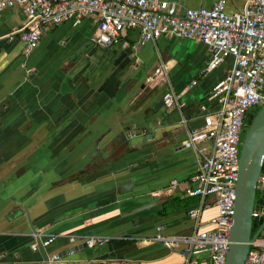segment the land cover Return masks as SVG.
<instances>
[{
	"label": "crops",
	"instance_id": "1",
	"mask_svg": "<svg viewBox=\"0 0 264 264\" xmlns=\"http://www.w3.org/2000/svg\"><path fill=\"white\" fill-rule=\"evenodd\" d=\"M164 1L183 10L216 0ZM242 5L224 0L227 13ZM16 9L0 12V264H42L31 245L48 236V259L59 255L49 264H183L150 238L158 225L164 235L191 230L198 198L183 190L196 156L179 121L201 126L222 67L202 74L205 45L181 37L140 45L126 30L95 47L93 16L44 28L24 56L8 38L23 20ZM161 63L166 73L154 75ZM169 86L179 111L162 103ZM215 211H202L201 228ZM90 236L101 240L88 247Z\"/></svg>",
	"mask_w": 264,
	"mask_h": 264
},
{
	"label": "built area",
	"instance_id": "2",
	"mask_svg": "<svg viewBox=\"0 0 264 264\" xmlns=\"http://www.w3.org/2000/svg\"><path fill=\"white\" fill-rule=\"evenodd\" d=\"M14 7L20 8L23 20L8 38L18 37L24 56L37 46L44 28L90 16L96 19L91 38L95 47L115 45L126 30L136 31L140 45L162 36L205 45L202 74L219 66L223 74L210 88L207 104L199 105L201 126L190 128L185 119L179 121L185 133L182 145L196 156L190 185L183 190L184 195L198 198V203L187 210L192 227L187 234L164 235L158 225L150 239L180 255L183 264H224L241 133L250 110L264 100V0H243L242 7L230 13L224 10V0H216L209 8L183 10L164 0H0V12ZM166 71V64L161 63L153 72L158 75ZM162 103L178 111L182 106L180 96L170 86L163 93ZM263 168L256 180L251 210V222H259L251 233L260 229L243 264H264ZM208 207L216 211L205 220L209 227L201 228V214ZM51 240V236L44 238L41 246ZM100 240L90 236L85 244L91 247ZM31 248L36 250L35 244ZM56 258L53 255L48 260Z\"/></svg>",
	"mask_w": 264,
	"mask_h": 264
},
{
	"label": "water",
	"instance_id": "3",
	"mask_svg": "<svg viewBox=\"0 0 264 264\" xmlns=\"http://www.w3.org/2000/svg\"><path fill=\"white\" fill-rule=\"evenodd\" d=\"M263 162L264 100L247 125L239 145L232 222L228 232L224 264H243L250 243L260 229L258 227L255 232L251 233V210L255 197V184ZM35 246L41 256L42 264H49L48 256L39 240L35 241ZM74 249V246L69 248L71 251Z\"/></svg>",
	"mask_w": 264,
	"mask_h": 264
},
{
	"label": "rangeland",
	"instance_id": "4",
	"mask_svg": "<svg viewBox=\"0 0 264 264\" xmlns=\"http://www.w3.org/2000/svg\"><path fill=\"white\" fill-rule=\"evenodd\" d=\"M16 10H17V11H20V10H18V9H16ZM14 21H15V19H14V17H13V21H12V22H14ZM257 110H258V108L251 109L249 114L254 116V115L256 114ZM253 116H252V117H253ZM247 125H248V124H247ZM246 128H247V126H246ZM246 128H245V130H246ZM245 130L243 131V133H241V138H240L241 140H242V137H243V135H244Z\"/></svg>",
	"mask_w": 264,
	"mask_h": 264
},
{
	"label": "trees",
	"instance_id": "5",
	"mask_svg": "<svg viewBox=\"0 0 264 264\" xmlns=\"http://www.w3.org/2000/svg\"><path fill=\"white\" fill-rule=\"evenodd\" d=\"M252 116H253V115H250V114L247 116V119H246V123H247V124H249L250 120L252 119ZM263 165H264V162H263ZM262 168H263V166H262ZM263 169H264V168H263ZM261 170H262V169H261ZM256 224L258 225L259 222L256 223V222L253 221L252 226H251V231H252V229L254 228V225H256Z\"/></svg>",
	"mask_w": 264,
	"mask_h": 264
},
{
	"label": "flooded vegetation",
	"instance_id": "6",
	"mask_svg": "<svg viewBox=\"0 0 264 264\" xmlns=\"http://www.w3.org/2000/svg\"><path fill=\"white\" fill-rule=\"evenodd\" d=\"M22 52V51H21Z\"/></svg>",
	"mask_w": 264,
	"mask_h": 264
}]
</instances>
